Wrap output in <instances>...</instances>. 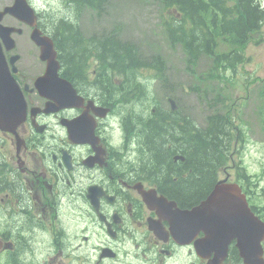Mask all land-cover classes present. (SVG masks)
<instances>
[{
	"label": "flooded vegetation",
	"instance_id": "af4514ba",
	"mask_svg": "<svg viewBox=\"0 0 264 264\" xmlns=\"http://www.w3.org/2000/svg\"><path fill=\"white\" fill-rule=\"evenodd\" d=\"M24 3L36 14L33 26L29 13L19 11ZM76 4L0 0V11L14 8L1 22L11 29L13 45L0 35L6 62L0 117L9 116L6 106L14 102L15 114L21 100L26 114L15 131L0 128V264H244L236 241L224 258L223 246L208 242L195 215L182 218L187 242L175 240L179 211L192 212L235 173L212 168L199 192L178 191L175 185L193 176L179 147L189 140V122L182 125L173 113L143 114V104L153 98L148 90L145 98L139 95L142 82L132 85L126 72L83 63L82 57L108 53L103 45H111V34L82 32ZM66 26L82 44L73 67L64 49ZM35 29L57 54L53 89L46 88L47 62L32 38ZM164 116L175 135L168 139L174 149L167 146L170 178L154 170L141 134L159 127ZM200 177L203 185L206 174Z\"/></svg>",
	"mask_w": 264,
	"mask_h": 264
},
{
	"label": "trees",
	"instance_id": "16d2710c",
	"mask_svg": "<svg viewBox=\"0 0 264 264\" xmlns=\"http://www.w3.org/2000/svg\"><path fill=\"white\" fill-rule=\"evenodd\" d=\"M73 1L77 3L84 1L85 5L89 7L98 8L100 3L105 0ZM160 5L163 10L164 29L168 35L169 43L172 46L176 44L181 46L187 59L186 63L190 68L197 65L200 57L207 55L211 61L207 79L220 82L224 81L226 71L234 70L243 62L241 54H243L249 35L256 32L264 21V9L257 0H239L234 5L230 4V0H163ZM171 9H175L177 12L170 13ZM178 15L181 17L178 18ZM188 25L191 27L187 30ZM66 34L68 35L64 41L66 60H68L67 64L73 67L80 63L77 52L82 49V44L76 40V33L72 27L66 26ZM219 40L231 43L235 49L230 53H217L214 45ZM236 44L238 45L236 46ZM108 45V42L103 45L106 52L108 51L105 58L121 66L120 72L127 73V80L132 81V85L139 84L141 81H139L135 69L139 65L145 66L147 62L141 58L139 60L133 47H126L114 41H111L109 48H107ZM149 65L157 69L154 78L157 77L166 82V77L163 74L166 65L163 58L158 54L154 55ZM126 84L129 85V81ZM139 85H142L138 89L139 95L145 98L148 96L147 90L149 91L150 82L145 84L143 82ZM259 95L264 99V85L261 86ZM226 99L225 97L221 99L216 92V97L208 102L215 111L208 117L206 128L199 130L196 134L191 131L189 140L179 144L181 154L185 156V164L190 165L186 172L191 170L193 173L192 181L175 185L180 193L193 194L203 189L204 184L209 181L212 165L214 166L217 161L224 163L228 159L229 152L231 153L233 149L236 134L229 127L231 112L226 110ZM158 108L157 112L167 113L163 108L160 109L159 105ZM151 109V102L146 100L142 106L143 114H151ZM161 121L159 127L148 126L147 133L142 129L141 134L143 137L148 136L146 144L154 157V162H151V165H154V170L159 173V177L170 178L168 155L171 156L174 146L168 139L174 138L175 135L165 116ZM262 122L264 125V118ZM237 133L242 137L241 130ZM168 145L172 150L167 148ZM202 171L206 174L203 185L200 182V172ZM257 199L263 204L264 197L257 196Z\"/></svg>",
	"mask_w": 264,
	"mask_h": 264
},
{
	"label": "rangeland",
	"instance_id": "374dc122",
	"mask_svg": "<svg viewBox=\"0 0 264 264\" xmlns=\"http://www.w3.org/2000/svg\"><path fill=\"white\" fill-rule=\"evenodd\" d=\"M162 13L160 5L152 0H109L104 17L111 31L120 27L128 42L137 45L143 60L150 62L156 54L163 58L166 83L164 85L163 80H158L153 85L164 108H169L164 94H171L179 107L190 114L200 127H204L205 120L214 112L208 102L216 97V92L227 96L229 105L236 102L230 105L234 123L243 127L246 134L244 146L241 152H237L236 158L240 156L253 173L258 181L256 191L261 193L264 189V117L262 99L258 94L261 83L256 80L264 79V25L247 46L245 63L240 64L235 72L226 71L224 81L220 83L207 79L211 64L208 58H200L194 70H191L184 62L180 48L170 47L163 28ZM82 23L86 34L96 32L87 28L90 24L87 15L82 18ZM183 90L188 93H183Z\"/></svg>",
	"mask_w": 264,
	"mask_h": 264
},
{
	"label": "water",
	"instance_id": "95a60500",
	"mask_svg": "<svg viewBox=\"0 0 264 264\" xmlns=\"http://www.w3.org/2000/svg\"><path fill=\"white\" fill-rule=\"evenodd\" d=\"M51 52L47 49L43 52V58L48 60L49 73L55 74L57 66L51 60ZM198 210L201 215L207 216L208 242L221 244L224 257L227 255L229 243L236 239L245 264H264L261 246L264 223L250 211L245 196L236 185L217 188ZM175 237L185 241V232L181 227L175 231Z\"/></svg>",
	"mask_w": 264,
	"mask_h": 264
},
{
	"label": "bare ground",
	"instance_id": "6f19581e",
	"mask_svg": "<svg viewBox=\"0 0 264 264\" xmlns=\"http://www.w3.org/2000/svg\"><path fill=\"white\" fill-rule=\"evenodd\" d=\"M85 3H86V2H85ZM85 3H84V4H85ZM65 62H66V61H65ZM127 69H128V68H127ZM132 70H133V69H132Z\"/></svg>",
	"mask_w": 264,
	"mask_h": 264
}]
</instances>
